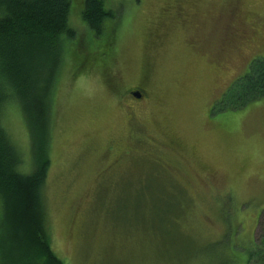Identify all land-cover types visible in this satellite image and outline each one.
<instances>
[{
  "label": "rangeland",
  "instance_id": "374dc122",
  "mask_svg": "<svg viewBox=\"0 0 264 264\" xmlns=\"http://www.w3.org/2000/svg\"><path fill=\"white\" fill-rule=\"evenodd\" d=\"M105 3L115 18L97 41L73 0L78 32L55 81V252L66 264H264V95L224 103L264 55V0ZM3 122L30 171L17 104Z\"/></svg>",
  "mask_w": 264,
  "mask_h": 264
},
{
  "label": "trees",
  "instance_id": "16d2710c",
  "mask_svg": "<svg viewBox=\"0 0 264 264\" xmlns=\"http://www.w3.org/2000/svg\"><path fill=\"white\" fill-rule=\"evenodd\" d=\"M105 1L84 0L81 10L97 41L115 18ZM72 5L73 0H0V264H66L52 245L44 187L55 81L67 42L78 32L70 22ZM227 92V107L262 97L264 55ZM13 103L30 131V171L24 170L23 153L3 124L5 108Z\"/></svg>",
  "mask_w": 264,
  "mask_h": 264
},
{
  "label": "flooded vegetation",
  "instance_id": "af4514ba",
  "mask_svg": "<svg viewBox=\"0 0 264 264\" xmlns=\"http://www.w3.org/2000/svg\"><path fill=\"white\" fill-rule=\"evenodd\" d=\"M129 94L136 96L137 99H142L145 96V91L139 90V89H132L129 91Z\"/></svg>",
  "mask_w": 264,
  "mask_h": 264
}]
</instances>
